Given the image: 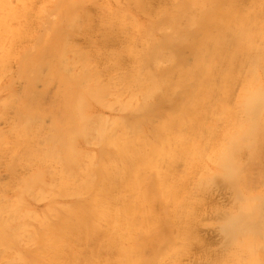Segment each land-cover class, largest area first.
Instances as JSON below:
<instances>
[{
    "label": "rangeland",
    "instance_id": "1",
    "mask_svg": "<svg viewBox=\"0 0 264 264\" xmlns=\"http://www.w3.org/2000/svg\"><path fill=\"white\" fill-rule=\"evenodd\" d=\"M262 23L264 0H0V264H252Z\"/></svg>",
    "mask_w": 264,
    "mask_h": 264
},
{
    "label": "bare ground",
    "instance_id": "2",
    "mask_svg": "<svg viewBox=\"0 0 264 264\" xmlns=\"http://www.w3.org/2000/svg\"><path fill=\"white\" fill-rule=\"evenodd\" d=\"M242 28L246 29L245 26H243ZM256 35L258 38L264 39V23H262L261 26V30L258 29V32H256ZM264 96V94H262ZM247 213L243 211V209H241V212H239L237 214V216H235L234 218H232L229 221V225L227 226V230L228 231H232L234 230L237 226H243V224L247 221ZM255 217V213H251L249 215V218L251 220H253ZM262 221L259 220H253L252 222L249 221V227L247 229H249L251 231V233H257L261 228L263 229V235H264V224H262ZM238 230V229H237ZM260 244V246L264 247V242H258V245ZM256 246L251 245V243L249 242L248 245H246L247 248V254L249 256V258L251 259L252 264H254L257 261V256H256ZM257 255L259 256H263V260L262 262L264 263V252L260 253Z\"/></svg>",
    "mask_w": 264,
    "mask_h": 264
}]
</instances>
